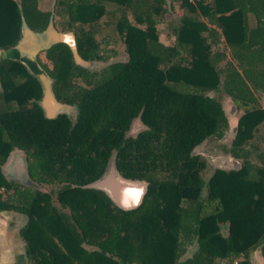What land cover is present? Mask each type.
I'll return each instance as SVG.
<instances>
[{"label":"trees","instance_id":"trees-1","mask_svg":"<svg viewBox=\"0 0 264 264\" xmlns=\"http://www.w3.org/2000/svg\"><path fill=\"white\" fill-rule=\"evenodd\" d=\"M47 2L0 0V49L19 44L24 23L34 32L53 24L75 32L84 60L105 62L97 35L113 3L127 58L91 69L64 42L38 54L56 98L77 106L75 121L48 117L41 80L24 62L0 59V211L27 217L25 264H251L258 248L264 256V145L252 141L264 123V0ZM166 13L177 22L173 44L159 34ZM220 87L243 109L229 149L239 164L206 180L208 162L195 151L230 126L210 94ZM138 118L145 128L129 135ZM15 150L31 178L58 187L8 178ZM112 159L123 178L147 183L135 208L87 186Z\"/></svg>","mask_w":264,"mask_h":264},{"label":"rangeland","instance_id":"rangeland-1","mask_svg":"<svg viewBox=\"0 0 264 264\" xmlns=\"http://www.w3.org/2000/svg\"><path fill=\"white\" fill-rule=\"evenodd\" d=\"M51 3H52V0H48L47 5H51ZM108 5H109V9H112V10H110V12L102 18L100 22V25H102L101 30L97 35V39L101 42V47L104 50V54L108 56V60L105 62L89 61L90 65L88 67L91 69H99L105 66L106 64H108L109 62L117 61V60H125L127 58L125 44L116 29V20L121 12L119 11V9L116 10L115 4L110 3ZM175 8L179 12L178 4L176 5ZM173 16L174 15L172 13H166L161 18L160 23L158 25L160 38L166 44H173L175 42L174 27L177 24V22L175 21ZM253 23L254 21L252 19V24ZM220 45L221 47H224L225 42H222ZM228 57H230L229 52H228ZM210 94L222 102L224 109L227 113L230 126H229V130L226 132L223 138L219 139L217 137H210L202 145H200L195 151L196 153L204 156L208 162V167L204 170V173H203V176L206 180L211 176L214 169L218 167L230 169V168L235 167L237 164H239L238 159L232 156L229 149L231 146L232 138L234 137L235 132H236L238 118L240 114L243 112V109L237 108L236 104L225 93L222 87H220V89L218 90L211 92ZM258 98H259L258 105L264 108V92H261L258 95ZM143 128H145V125L141 122V120L139 118L135 119L128 134L135 136ZM263 136H264V123L261 124L260 129L258 130V133H256V137L252 141L255 144H260L261 146H263L264 145ZM25 172L26 174L28 173L27 170H25ZM27 176L30 181L29 185H33V186L36 185L37 187L43 190L48 191L52 187L54 188L58 187V185L55 183L49 184L46 182L39 181L36 177L31 178L29 174H27ZM20 183L23 184V182H20ZM55 203H57L56 199H55ZM4 215H5V212L0 211V223H2L3 225L2 228H4L3 230L5 231L6 229L5 226H7V224H12L14 226V223L17 222V219L13 217L8 218V217H5ZM26 219L27 217H25V220ZM11 220H13L14 222ZM0 247H1L0 253L6 252L4 251L5 249L4 245H0ZM194 249H195V245H190L188 247L186 256L191 255ZM21 257L22 256L18 254L16 258L17 264H25L27 262L28 260L27 254L23 253L22 260H20ZM262 257H260L262 261L259 258L256 264H264V256L262 255ZM8 259H10L9 256L5 259V261L3 260V262H8ZM238 259L241 262L242 258H238Z\"/></svg>","mask_w":264,"mask_h":264},{"label":"water","instance_id":"water-1","mask_svg":"<svg viewBox=\"0 0 264 264\" xmlns=\"http://www.w3.org/2000/svg\"><path fill=\"white\" fill-rule=\"evenodd\" d=\"M23 29V39L13 48L0 49V59L11 58L24 62L30 71L41 80L44 87L41 104L47 112L46 115L53 118L56 116V109L61 105L54 97L51 86L52 80L38 63V54L56 42H64L69 45L77 64L89 66L90 62L84 60L80 55L74 31H58L53 24H50L43 32H34L25 23ZM27 181H29L28 178ZM87 186L105 190L120 207L132 209L141 203L147 183L145 181H131L123 178L116 169L112 159L103 176Z\"/></svg>","mask_w":264,"mask_h":264},{"label":"crops","instance_id":"crops-1","mask_svg":"<svg viewBox=\"0 0 264 264\" xmlns=\"http://www.w3.org/2000/svg\"><path fill=\"white\" fill-rule=\"evenodd\" d=\"M13 153H18L19 155L22 154L20 150H15V152L13 151ZM9 165H11V163H7L3 166V169H5L4 172L8 178H10L9 177L10 172L13 171V170H7L8 168H11V166ZM4 212H5L4 215L5 217L16 218L17 222L14 223V226L12 224H7V226H5L6 228L5 231L3 230L4 228H2L3 227L2 223H0V245H4L5 247L4 251H6L0 253V264H17L16 258L18 254L21 255L22 257H23V253L26 254V247H25L26 245L20 235V229L22 228L23 225H25L27 219L25 220L26 216L24 214L16 211H4ZM8 256L10 257V259H8V262H3V260L5 261V259ZM22 257L20 260H22ZM260 257H262V254L259 249L253 251L251 254V264H256L257 260H259Z\"/></svg>","mask_w":264,"mask_h":264},{"label":"flooded vegetation","instance_id":"flooded-vegetation-1","mask_svg":"<svg viewBox=\"0 0 264 264\" xmlns=\"http://www.w3.org/2000/svg\"><path fill=\"white\" fill-rule=\"evenodd\" d=\"M54 97L57 100V102L61 105L60 107H58L56 109V113H55L56 116H58L60 114H66L69 118H71L73 121H75L77 119V113H78L77 106L75 104L70 105L68 103H64V102L59 101L56 98L55 94H54ZM41 102H42V100H41ZM45 113H47L46 110H45ZM21 153L22 154H20V155L18 153H13L9 157V160L6 162V164L11 163V165H9V166H11V168H8L7 170H13L9 174L10 179L15 180V181L18 180L20 182H23V183L29 185L30 181H27V178H28L27 174H29V173L26 174V172H25V170H27V172H28V170H30L29 166H28V160H27L26 154L23 151H21ZM108 167H107V169H108ZM3 170H5V169H3Z\"/></svg>","mask_w":264,"mask_h":264},{"label":"built area","instance_id":"built-area-1","mask_svg":"<svg viewBox=\"0 0 264 264\" xmlns=\"http://www.w3.org/2000/svg\"><path fill=\"white\" fill-rule=\"evenodd\" d=\"M216 264H240V261L238 258H234L232 260L219 259Z\"/></svg>","mask_w":264,"mask_h":264}]
</instances>
